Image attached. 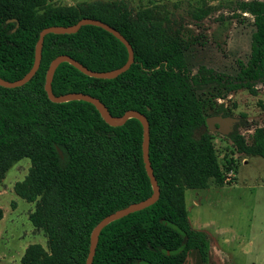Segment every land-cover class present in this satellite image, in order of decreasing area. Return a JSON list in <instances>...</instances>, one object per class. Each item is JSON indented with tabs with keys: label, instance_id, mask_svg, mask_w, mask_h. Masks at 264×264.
<instances>
[{
	"label": "trees",
	"instance_id": "16d2710c",
	"mask_svg": "<svg viewBox=\"0 0 264 264\" xmlns=\"http://www.w3.org/2000/svg\"><path fill=\"white\" fill-rule=\"evenodd\" d=\"M240 7L255 16L256 30L249 60L228 74L206 65L194 72L179 39L160 33L146 20L137 23L123 1L68 8L48 0H0L4 79L17 80L28 73L39 33L48 26L95 18L115 27L133 46L135 62L115 78L92 77L64 61L52 83L57 95L88 93L112 115L135 109L150 123L149 154L160 197L107 224L93 264H185L193 250L208 260L209 238L191 226L182 191L206 188L211 178L221 175L199 90L210 85L219 92H233L264 84V0L241 1ZM11 18L19 25L9 22ZM60 54L96 71L116 69L129 55L111 32L83 25L76 33L45 36L40 67L26 84L0 85V179L13 162L31 159L30 174L17 190L36 202L30 220L46 231L49 243V252L41 245L30 246L21 264H86L94 227L153 193L139 119L112 126L91 102L49 99L46 74ZM216 110L211 116L222 113ZM263 133L264 129L257 131L253 144L233 137L246 154L264 158ZM2 214L0 209V218Z\"/></svg>",
	"mask_w": 264,
	"mask_h": 264
},
{
	"label": "rangeland",
	"instance_id": "374dc122",
	"mask_svg": "<svg viewBox=\"0 0 264 264\" xmlns=\"http://www.w3.org/2000/svg\"><path fill=\"white\" fill-rule=\"evenodd\" d=\"M120 1L137 23L146 20L179 39L194 72L206 65L234 74L251 56L255 16L240 7L249 0H48L68 8ZM199 96L207 117L220 109L238 120L229 134L210 131L220 177L211 178L206 188L182 191L191 226L204 231L210 242L207 261L193 250L185 264H264V158L246 154L233 137L253 144L257 131L264 129V84L233 92L209 85ZM31 168L30 158L19 159L0 179V264H21L35 244L49 252L46 231L30 220L36 202L17 190Z\"/></svg>",
	"mask_w": 264,
	"mask_h": 264
},
{
	"label": "water",
	"instance_id": "95a60500",
	"mask_svg": "<svg viewBox=\"0 0 264 264\" xmlns=\"http://www.w3.org/2000/svg\"><path fill=\"white\" fill-rule=\"evenodd\" d=\"M9 22L15 21L17 23V26L19 25V22L16 18H11L8 20ZM83 25H96L100 26L107 31L111 32L113 35H115L118 39H120L128 50V59L127 61L120 67L109 70V71H96L88 68L84 64H82L80 61L74 59L68 54H60L57 57H55L52 62L50 63V66L48 68L47 74H46V81H45V90L48 94V97L53 102H66L70 100H85L88 102H91L96 106L98 111L100 112L103 119L112 126H121L126 123V121L129 118L135 117L139 119L143 125V158L145 162L146 171L148 173V176L150 177V181L153 188V193L146 199L132 203L122 209H119L106 217H104L93 229L91 233V239H90V250L89 254L86 260V264H93L94 256L96 254V248L99 241V235L103 228L109 224L110 222L120 219L134 211L141 210L145 207H148L152 204H154L160 197V186L158 184V181L156 179V176L154 174V170L151 164L150 160V154H149V146H150V123L147 118V116L135 109L127 110L122 115H112L108 109V107L98 98L95 96H92L88 93L83 92H69L57 95L53 91L52 83L55 71L57 67L60 65V63L67 61L74 65L76 68L81 70L83 73L96 77V78H106V79H112L120 75L121 73L127 71L131 65L135 62V52L133 49L132 44L126 39V37L115 27L109 25L108 23L95 19L90 17H84L80 19L77 23L71 24V25H52L43 28L39 33V38L36 43L35 47V58L34 63L31 69L26 73L22 78L17 80H7L0 76V85L5 87H19L24 84H26L28 81H30L33 76L38 71L41 60H42V51H43V45L45 36L49 33H57V34H63V33H76L79 31V29ZM237 118L231 117V116H224L222 114L213 115L210 117H207L206 122L208 125V128L210 131H218L223 134H229L230 131H232V126L235 122H237ZM60 154L63 156L62 151L59 149Z\"/></svg>",
	"mask_w": 264,
	"mask_h": 264
}]
</instances>
